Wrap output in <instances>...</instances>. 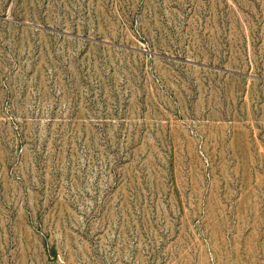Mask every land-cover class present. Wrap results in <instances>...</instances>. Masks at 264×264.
<instances>
[{"label": "rangeland", "instance_id": "rangeland-1", "mask_svg": "<svg viewBox=\"0 0 264 264\" xmlns=\"http://www.w3.org/2000/svg\"><path fill=\"white\" fill-rule=\"evenodd\" d=\"M0 264H264V0H0Z\"/></svg>", "mask_w": 264, "mask_h": 264}]
</instances>
